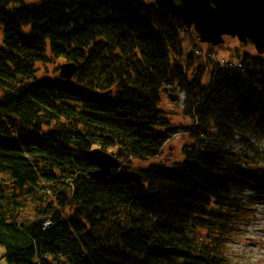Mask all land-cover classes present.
Masks as SVG:
<instances>
[{"label":"trees","instance_id":"trees-1","mask_svg":"<svg viewBox=\"0 0 264 264\" xmlns=\"http://www.w3.org/2000/svg\"><path fill=\"white\" fill-rule=\"evenodd\" d=\"M187 40L197 35L155 0H0L7 264H232L242 224L264 206V56L239 54L243 72L206 82ZM57 60L78 65L71 81L39 77ZM167 86L187 96L193 123L161 109ZM180 129L182 161L136 165ZM96 148L120 161L109 178L90 175ZM20 196L45 204L34 221H18Z\"/></svg>","mask_w":264,"mask_h":264},{"label":"rangeland","instance_id":"rangeland-1","mask_svg":"<svg viewBox=\"0 0 264 264\" xmlns=\"http://www.w3.org/2000/svg\"><path fill=\"white\" fill-rule=\"evenodd\" d=\"M186 43L191 53L194 52L195 54H198V52H202V56H207L204 53V50L208 52H213L218 55V61L226 60L231 61L233 63H238L239 54H242L244 52H248L252 55L257 54L252 44H249L250 46L245 47L238 41L231 39H229L224 46L216 47L215 49H212L211 45L209 44H202L199 40H196L194 43L187 40ZM195 59L199 60L198 67L203 68V62L205 61L199 57L198 59L195 57ZM64 63H66V61L57 60L51 63L39 64V77H58L60 67ZM210 71H212L211 64L209 65L208 63H206V82H209L211 79ZM170 91L172 93L180 94V102H171L168 99L167 95L163 94L161 109L165 111L169 117H171L175 126L180 127L182 126V124L193 123L194 120L192 119V117L186 116L184 113V107L186 106L187 96L184 93H181L179 90H172V88H170ZM186 136H189V134L187 133ZM186 136H179L175 140H173V143L169 144L164 149L163 153L156 159L147 162L135 161L136 165L147 166L152 161H164L169 163H173L175 161H182L184 159L182 147L184 141L187 140ZM239 139L240 138L237 137V140ZM233 147L236 149L239 148L238 144H234ZM105 151L112 153L111 149H106ZM1 178L2 179L0 183L4 186L5 192H1L0 189V197L4 196L2 203L0 201V211L6 210L3 206L5 202L9 199L10 195L14 192V185L10 176L8 174H3ZM243 196L245 197V200L248 201L249 198L252 196V193L246 192L243 194ZM15 203L19 205H15ZM15 203L14 206L18 207V209H16V212L18 211V221L20 223H28L37 219L38 214L36 213V210H38L39 208H43V206L45 205L44 203L39 202L34 196H28L26 198L22 196L17 197V199H15ZM69 210L70 212H65V215H70L72 213V210L70 208ZM251 211L252 212L250 213L248 222L242 224L239 230V236L231 246L232 264H264V206L255 205L251 208ZM49 222L51 223V221ZM4 254L5 248L3 246H0V263L4 259Z\"/></svg>","mask_w":264,"mask_h":264},{"label":"water","instance_id":"water-1","mask_svg":"<svg viewBox=\"0 0 264 264\" xmlns=\"http://www.w3.org/2000/svg\"><path fill=\"white\" fill-rule=\"evenodd\" d=\"M155 3L182 20L202 44L219 47L230 37L244 46L251 42L257 54L264 55V0H155ZM77 69L76 63L66 62L61 65L58 77L71 81ZM162 93L171 102H180V95L172 93L169 87H164ZM90 157L99 166L90 173L97 179L111 177L119 166V159L102 148L92 150Z\"/></svg>","mask_w":264,"mask_h":264},{"label":"built area","instance_id":"built-area-1","mask_svg":"<svg viewBox=\"0 0 264 264\" xmlns=\"http://www.w3.org/2000/svg\"><path fill=\"white\" fill-rule=\"evenodd\" d=\"M199 53V52H198ZM210 56V58L213 60V61H216V57L214 56V55H209ZM217 65H219V66H225V67H228V68H242V65L240 64V65H238V66H236L235 64H233V63H229V62H226V61H222V62H219V61H217ZM49 224H50V222H47L46 223V228L49 226Z\"/></svg>","mask_w":264,"mask_h":264},{"label":"flooded vegetation","instance_id":"flooded-vegetation-1","mask_svg":"<svg viewBox=\"0 0 264 264\" xmlns=\"http://www.w3.org/2000/svg\"><path fill=\"white\" fill-rule=\"evenodd\" d=\"M227 38H229V37H226V42L229 40V39H227ZM231 40H235V41H237V39H234V38H230ZM249 44H252V43H249ZM247 46H250V45H247ZM247 46H245V47H247ZM252 46L254 47V45L252 44ZM254 49H255V47H254ZM256 50V49H255Z\"/></svg>","mask_w":264,"mask_h":264},{"label":"crops","instance_id":"crops-1","mask_svg":"<svg viewBox=\"0 0 264 264\" xmlns=\"http://www.w3.org/2000/svg\"><path fill=\"white\" fill-rule=\"evenodd\" d=\"M4 258V257H3ZM3 263H6L7 264V261L6 259L4 258L3 261L0 263V264H3Z\"/></svg>","mask_w":264,"mask_h":264},{"label":"bare ground","instance_id":"bare-ground-1","mask_svg":"<svg viewBox=\"0 0 264 264\" xmlns=\"http://www.w3.org/2000/svg\"><path fill=\"white\" fill-rule=\"evenodd\" d=\"M169 143H170V141H169Z\"/></svg>","mask_w":264,"mask_h":264}]
</instances>
